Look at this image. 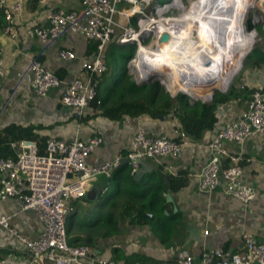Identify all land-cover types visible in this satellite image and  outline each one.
I'll return each mask as SVG.
<instances>
[{
    "label": "built area",
    "instance_id": "2783aa9c",
    "mask_svg": "<svg viewBox=\"0 0 264 264\" xmlns=\"http://www.w3.org/2000/svg\"><path fill=\"white\" fill-rule=\"evenodd\" d=\"M24 1L0 0L6 22L4 34L14 43L20 38L17 19L23 12ZM196 1L198 0H169L162 3L160 0H83L79 10L51 11L44 25L28 31V36L40 44L41 51L20 72L15 91L9 93L0 105V123L13 105L16 90L26 83L28 91L39 99L46 98L51 90L62 89V106L74 110L82 120L92 109L99 91L98 77L109 71L106 56L113 42L119 46H138V52L129 62L128 68L133 78L132 84L144 85L153 74H148L147 79H141L143 70L137 64L141 47L157 49L158 44L164 42L163 35L172 37L171 32L185 30V17ZM248 1L250 4L243 24L249 33H254L257 37L256 25L264 23V0ZM40 2L45 3L46 0ZM252 11L253 21L248 19V14ZM71 34H82L87 41L96 45V50L92 60H82L83 75L67 83L49 70L43 57ZM59 58L64 62L77 60L76 54L71 50H61ZM5 77V64L1 58L0 80ZM162 85L166 92L171 93L168 85L163 82ZM252 89L253 92L246 99V109L235 119L226 122L204 146L208 159L201 171L199 184L200 192L208 196L222 187L227 196L234 197L245 205L256 198L253 187L243 180L244 165L251 164L253 159L242 152L231 153L226 144L235 143L243 147L247 140L264 135V83ZM178 92L181 94L183 91ZM211 99L212 95L208 102ZM189 143V137L179 127L175 128L173 137L139 129L132 138L126 155L131 175L134 177L140 171L143 160L151 159L161 161L165 171L176 176L178 173L173 166L163 162L166 159H179ZM102 144L103 138L99 134L88 140L73 141L52 137L47 141L45 155L39 154L38 144L30 140L11 144L15 157L0 154V202H12L18 209L14 215L0 217V226L31 257L28 263L0 257V264H120L93 256L88 245H71L68 241L67 220L73 211L72 202L83 200L99 177H104L108 182L103 191L106 192L122 167L121 156L97 166L89 164V158ZM225 162L230 166L225 168ZM25 212H32L41 224V233L37 239L26 237L11 225L15 215ZM149 216L151 218L153 215ZM208 233L205 232L206 235ZM243 239L242 252L219 248L204 251L197 256L183 249L178 252L175 262L162 264H264V243L258 242L248 233L243 235Z\"/></svg>",
    "mask_w": 264,
    "mask_h": 264
},
{
    "label": "crops",
    "instance_id": "0c3cea01",
    "mask_svg": "<svg viewBox=\"0 0 264 264\" xmlns=\"http://www.w3.org/2000/svg\"><path fill=\"white\" fill-rule=\"evenodd\" d=\"M82 1L46 0L45 3L39 2L35 10L31 8V0H25L23 12L17 19L20 34L18 42L10 41L4 31L0 30V59L4 60L6 70V77L0 80V105L9 93L15 91L20 72L41 51L40 44L28 36V31L44 25L51 11L79 10ZM92 45L82 34H71L49 51L43 57V62L61 80L72 82L83 75L82 60L93 59L95 51L92 52ZM61 50L74 51L77 60L62 61L59 58ZM242 77L241 83L250 88L264 83V65L259 68L248 65ZM15 94L13 105L1 120V128L10 124L42 126L39 130L42 135L67 141L88 140L99 134L103 138V144L89 158L91 166L119 156L123 158L122 166L128 165L127 150L132 138L141 128L161 136L173 137L175 128L179 127L178 120L172 115L156 120L143 116L111 121L93 109L81 120L74 110L62 106V89L51 90L46 98L39 99L28 91L26 83ZM245 109L246 100H235L221 105L218 109V124L205 134L202 141L190 140L179 159L164 160L163 163L171 164L177 173L186 172L189 184L177 193L164 191L166 202L155 209H151V205L155 204L150 201L155 185L160 176L167 179L170 175L161 165V161L145 159L141 163V180L144 179L141 185H147L146 189L150 190L146 196H135V184L120 185L114 180L108 190L103 192L108 182L104 177L97 178L90 194L71 204L73 211L67 220L69 243L88 245L93 256L114 260L120 264L175 262L178 252L183 249L197 256L204 251L219 248L242 252L245 233L264 243V135L247 140L243 147L235 143L226 144L231 153L242 152L253 159L251 164L244 165L243 176V180L255 190L256 198L253 202L245 205L240 200L227 196L222 187L211 196L199 190L200 174L208 159L204 146L226 122L238 117ZM153 173L155 174L152 175ZM142 188L145 192L146 189ZM169 193L172 202L167 201ZM127 203L143 207L149 205L148 221L137 224L130 215L126 216L123 211ZM165 204L169 206L164 215L171 217V220L166 227H157L160 210L165 208ZM17 211L14 203L0 202V217L14 215ZM150 214L153 215L151 218ZM11 225L30 239H37L41 233V224L32 212L15 215ZM205 232H209L208 235ZM0 257L27 263L31 261L24 247L1 226Z\"/></svg>",
    "mask_w": 264,
    "mask_h": 264
},
{
    "label": "trees",
    "instance_id": "16d2710c",
    "mask_svg": "<svg viewBox=\"0 0 264 264\" xmlns=\"http://www.w3.org/2000/svg\"><path fill=\"white\" fill-rule=\"evenodd\" d=\"M40 1L31 0V8L36 10ZM5 26V17L1 10L0 30L4 31ZM118 47L123 49L120 55L116 54ZM110 48H113L111 54L113 58L116 57L118 65H114L112 70L114 76L111 77L112 81L109 84L107 82L104 84V80L108 78L110 69L107 73L98 77L100 88L96 99L92 103V109L111 121H118L124 117L138 118L143 116L156 120L172 115L178 120L179 128L186 133L190 140L200 142L204 139L205 134L213 130L218 124V109L221 105L235 100L244 101L253 92V89L250 87L245 86V88H242L241 79L240 83L235 82L231 85L228 93L218 92L211 102H191L190 97L183 94L172 98L159 81L151 84L145 83L142 86L132 84L128 65L135 57V44L119 46L116 42H113ZM93 50H96L94 43L92 45V52ZM106 60L108 62L107 56ZM248 62V65L255 68L264 65V53L261 49L256 48L253 51V55L249 57ZM42 128V126L30 125L24 127L17 124L0 127V154L4 157H15L16 155L11 144L22 140L35 141L38 144L39 154H47L46 146L49 137L39 132ZM228 166H230L229 163L225 162L224 167L227 168ZM157 175L159 176L158 172ZM165 179L163 176H160V180L155 185V192L153 198L150 200L155 205H151V209H155L166 202V198L163 196L164 191L177 193L189 184L186 172H180L176 176L168 175L167 179ZM113 180L120 185L135 184V196H146L148 191L150 192L149 189H146L147 185H141L144 179L137 184L130 173L128 165H123ZM142 187L146 189L145 192H143ZM137 191L139 192L137 193ZM168 206V204H165V208L160 210V218L158 224H156L157 227H166L169 224L171 217L164 215V211L167 210ZM149 208V205L143 207L127 203L123 212L126 216L130 215L137 224H145L148 221L147 214Z\"/></svg>",
    "mask_w": 264,
    "mask_h": 264
},
{
    "label": "bare ground",
    "instance_id": "6f19581e",
    "mask_svg": "<svg viewBox=\"0 0 264 264\" xmlns=\"http://www.w3.org/2000/svg\"><path fill=\"white\" fill-rule=\"evenodd\" d=\"M249 4L248 0L196 1L185 17V30L171 32L173 36L157 49L141 47L137 59L141 79L162 73L171 82L172 96L182 90L192 98L209 99L213 88L227 90L256 41L243 24Z\"/></svg>",
    "mask_w": 264,
    "mask_h": 264
},
{
    "label": "rangeland",
    "instance_id": "374dc122",
    "mask_svg": "<svg viewBox=\"0 0 264 264\" xmlns=\"http://www.w3.org/2000/svg\"><path fill=\"white\" fill-rule=\"evenodd\" d=\"M162 3H166V2H168L169 0H160ZM249 13H251L250 15L248 14V19L249 20H251V21H253L254 20V11H252V12H249ZM249 22V21H248ZM256 28H257V37H256V41H255V44H254V46H253V48H252V50L249 52V54L245 57V59H244V61H243V66H242V68H241V70L237 73V75L234 77V79H233V81H232V83H231V85L233 84V83H235V82H237V83H240V81H241V79L243 78L242 77V74H243V72L246 70V68H247V66H248V64H249V62H248V60H249V57L251 56V55H253V51L256 49V48H259V49H261V51L264 53V23H261V24H257L256 25ZM112 50H113V48H110L109 49V52H108V54H107V57H108V62H107V64H108V66H109V69H110V72H109V76H108V78H106L104 81H105V83L104 84H106V82H107V84H109L111 81H112V79H111V77L112 76H114V73H112V70H113V68H114V65H118V63L116 62V57H112V54H111V52H112ZM117 50V51H116ZM115 51H116V54L117 55H120V54H122V48H119L118 47V49H116ZM137 52H138V46L136 45V52L134 53V56L137 54ZM133 56V57H134ZM115 63H117V64H115ZM155 75V76H154ZM131 76V75H130ZM133 78H132V76H131V80H132ZM156 81H159L161 84H162V82L164 83V84H166V85H169V83L171 84V82H170V80L169 79H167V77H165L164 75H160L159 73H157V72H155V73H153V76L151 77V78H149V80H148V84H151V83H153V82H156ZM131 83V82H130ZM131 85V84H130ZM231 85L229 86V88L227 89V90H225V91H223V90H220L219 88H213L212 90H211V94L210 95H212V99H213V97L218 93V92H221V93H224V94H226V93H228V91H229V89H230V87H231ZM164 87V86H163ZM165 88V87H164ZM166 90V89H165ZM169 93V92H168ZM169 95L172 97V98H176L177 97V94L176 95H174V96H172V94L171 93H169ZM196 99V100H195ZM211 99V100H212ZM190 100H191V102H199V101H205V102H208L209 100L208 99H205V96H201V95H198V96H196L195 98H190ZM88 223V222H87Z\"/></svg>",
    "mask_w": 264,
    "mask_h": 264
},
{
    "label": "water",
    "instance_id": "95a60500",
    "mask_svg": "<svg viewBox=\"0 0 264 264\" xmlns=\"http://www.w3.org/2000/svg\"><path fill=\"white\" fill-rule=\"evenodd\" d=\"M0 11H1V8H0ZM168 39H169V35H168V34L163 35V37H162V41H167ZM153 73H155V72H152V74H153ZM159 74H160V75H163L162 73H159ZM147 83H148V82H147ZM147 83H146V84H147ZM179 93H180V92H178L177 96L179 95ZM181 94L186 95V96L192 98L191 95H188L187 93L182 92ZM162 118H163V117H162ZM142 177H143V173H142V171L140 170V171H138V172L136 173V175L134 176V179H135V181H138V182H139V181L141 180ZM89 194H90V193H89ZM89 194H88V195H89ZM167 201H168V202H172V201H173L170 193L167 194Z\"/></svg>",
    "mask_w": 264,
    "mask_h": 264
}]
</instances>
